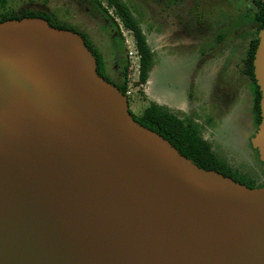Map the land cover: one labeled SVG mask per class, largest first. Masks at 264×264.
Returning a JSON list of instances; mask_svg holds the SVG:
<instances>
[{
	"label": "water",
	"instance_id": "95a60500",
	"mask_svg": "<svg viewBox=\"0 0 264 264\" xmlns=\"http://www.w3.org/2000/svg\"><path fill=\"white\" fill-rule=\"evenodd\" d=\"M252 66L264 175V24ZM128 109L79 34L0 21V264H264V184L198 166Z\"/></svg>",
	"mask_w": 264,
	"mask_h": 264
},
{
	"label": "rangeland",
	"instance_id": "374dc122",
	"mask_svg": "<svg viewBox=\"0 0 264 264\" xmlns=\"http://www.w3.org/2000/svg\"><path fill=\"white\" fill-rule=\"evenodd\" d=\"M19 5L20 3L18 5L10 4L11 7L16 8ZM109 10L112 11V8L109 7ZM136 20L143 33L145 31L147 34L145 29L146 19L139 18ZM116 21L120 27L124 46L122 58L129 62L126 90L129 110L133 114L139 115L143 107L147 105L149 98L151 101L164 106L167 104L161 103V101H171L166 107L173 112H177V109L172 108L174 106H176L175 108H181L185 103L184 107L188 108L187 103L189 100H191V104L192 102L193 104L198 102L197 108L193 109L191 114L178 113L186 115L188 118L191 117L197 124L199 123L197 120L201 119V134L211 141L212 148L216 154L223 157L239 172L247 175L250 180H244L245 183L254 186L261 185L264 181V176L259 166L257 153L251 148L247 140L245 143L246 134L249 138L254 131V125L251 123L252 112L249 109L252 98L250 85L249 89L248 87L247 90L242 89V94L240 95L247 112V118L236 116V110L229 98L226 102L221 101L220 105L222 106L220 107L216 102L209 100L213 99L214 87L219 84V82H216L220 73L218 68L225 56L233 51L236 57L245 55L248 36H242L241 33H238L236 48L234 49L235 44L232 43V48L229 46L225 51L224 46L226 43L219 42L216 36L219 31H231V28L227 27L226 24H224L222 30L217 29V27L209 31V37L205 39L203 44H192V41L196 40V38L192 39L191 35H187L183 31H178V34L174 31L175 34H171L173 32L169 31L170 27L168 26L166 33L162 37L157 36L160 39H156L153 34L148 33V38L145 37L150 49L153 51V66L148 74L146 83L140 85L135 82L138 74V55L133 36L129 30L120 24L118 18ZM182 26L183 23L180 20L177 30L182 28ZM168 37H172L170 42L169 40L167 41ZM99 40L105 43L100 36H97L95 43L97 44ZM176 42L177 44H175ZM104 43L102 45L98 44L103 46ZM100 49L106 57L107 67H112L114 60L106 55L104 48ZM209 57L214 58L208 60ZM198 64H203V66L197 71L196 65ZM192 78L194 82L191 80ZM221 79L222 83L219 84V88L223 92H225L224 89L227 86L235 83L233 71L230 69L224 71ZM200 90L202 91L200 92ZM195 100L197 102H194ZM198 108L199 111L197 110ZM204 124L210 127L206 129Z\"/></svg>",
	"mask_w": 264,
	"mask_h": 264
},
{
	"label": "flooded vegetation",
	"instance_id": "af4514ba",
	"mask_svg": "<svg viewBox=\"0 0 264 264\" xmlns=\"http://www.w3.org/2000/svg\"><path fill=\"white\" fill-rule=\"evenodd\" d=\"M121 1L127 5L135 19H146L145 29L147 34L145 31L144 33L147 38L149 33L153 34L156 39H160L157 38V36L159 35L162 37V35L166 33L168 26L170 27L169 31L171 30V32H173L171 34H175L174 31H176L177 34L178 31H183L187 35H191V37H193L192 39L196 38V40L192 41V44H203L205 43V39L209 37V31L217 27V29L222 30L224 24H226L227 27L231 28V31H219L216 36L219 42L226 43L224 46L226 51L229 46L232 48V43L235 44L234 49L236 48L238 33H241L242 36H248V39L246 40L245 55L236 57L233 54L234 51L229 52L218 68L220 73L216 82H219V84L222 83L221 78L223 77L224 71L230 69L233 71L235 83L227 86L224 89L225 92L220 91L219 84L215 85L213 99L209 100L216 102L220 107L222 106L220 105V102H226L229 98L231 104L236 110V116L247 118V112L240 95L242 94V89L247 90V87L249 89L250 85L252 98L249 109L252 112L251 123L254 125L253 135L259 122H255L252 109L254 102L252 78L244 71L245 67L243 61L245 60L249 46L254 39V33L257 32V35L259 30V28L256 29V22L248 21L249 17L254 15L258 9H261L255 0ZM109 7L107 0H22L19 5L20 9H33L45 18H49L53 24L77 32L80 36H82V34L88 35L94 43L97 36L103 38L105 43L100 40L97 41L100 45L104 43L103 46H100L97 43L99 49L104 48L105 52L108 50L111 51L113 48L115 49L114 51H111L114 64L112 65V68H107L108 74L112 77H121V71H118L116 67H118V65L120 66L122 62H125V59L122 58L123 49L117 48L119 40L122 38V34L120 32V27L117 24L118 22L116 21L117 17L113 10H109ZM180 20L182 21L183 26L177 30ZM168 40L170 42L172 37H168L167 41ZM175 44H177V42ZM212 58L214 57H209L208 60ZM202 66L203 64L196 65L197 71L202 68ZM191 80L193 81V78ZM201 91L202 90H200V92ZM197 110L199 111V108ZM197 121L201 127L202 120L199 119ZM205 123L207 124L206 121ZM206 124H204V127L208 129L210 126L208 127ZM252 135L248 138V135L246 134L245 143L247 140L251 148L257 153V150L252 147L250 143V137Z\"/></svg>",
	"mask_w": 264,
	"mask_h": 264
},
{
	"label": "trees",
	"instance_id": "16d2710c",
	"mask_svg": "<svg viewBox=\"0 0 264 264\" xmlns=\"http://www.w3.org/2000/svg\"><path fill=\"white\" fill-rule=\"evenodd\" d=\"M22 0H0V21L10 18H22V17H41L48 21V23L54 27L63 28L59 25L53 24L49 18H45L33 9H20L19 7H11L10 4L18 5ZM261 9L248 18L250 22H256L257 28L262 27L264 24V1L255 0ZM108 5L112 8L115 16L119 19L120 24L127 30H129L134 39V45L136 48V53L138 55V74L136 79V84H145L148 79V74L153 66V51L150 49L146 37L135 17L130 12L127 5L121 0H107ZM118 24V23H117ZM70 30V29H69ZM72 31V30H71ZM77 33V32H76ZM257 32L254 33V39L252 40L248 52L246 54L245 60L242 62L244 64V71L250 75L253 82V112L255 122L258 123L260 120V90L255 82L253 76V66L252 58L254 49L257 44ZM78 34V33H77ZM80 35V34H79ZM85 45L90 49L92 54L96 58V71L98 74L103 76L104 79L114 84L123 94L126 95L127 90V70L129 62L126 60L122 62L117 68L121 71V77H112L107 71V60L103 52L99 49V46L95 44L86 34H82ZM124 49L123 40L120 38L118 47ZM113 48L111 51H114ZM110 50L106 51V55L112 59V52ZM112 68V67H110ZM117 78V79H116ZM142 92V90H141ZM129 110V109H128ZM129 112L133 118L140 124L158 132L164 138L168 139L170 143L178 149V151L185 155L186 157L192 159L198 166L204 169H213L223 175L232 177L233 179L245 183L244 180L249 181L247 175L239 172L236 168L231 166L223 157L216 154L215 150L212 148L210 141L204 138L201 134V127L192 118L186 117L178 112H173L166 106L158 104L154 101H149L145 107H143L142 112L139 115L133 114L130 110ZM259 166L261 168V161L258 158ZM263 174V172H262ZM264 176V175H263ZM249 187H255L252 184H247ZM264 184V181L261 185ZM259 185V186H261Z\"/></svg>",
	"mask_w": 264,
	"mask_h": 264
},
{
	"label": "crops",
	"instance_id": "0c3cea01",
	"mask_svg": "<svg viewBox=\"0 0 264 264\" xmlns=\"http://www.w3.org/2000/svg\"><path fill=\"white\" fill-rule=\"evenodd\" d=\"M149 101H151L150 100V98H149ZM148 101V102H149ZM155 102V101H154ZM194 102H197V100H195ZM157 103V102H156ZM161 103H165V104H167V105H169L170 103H171V101H166V102H162L161 101ZM198 103V102H197ZM159 104V103H158ZM162 105V104H161ZM166 105V106H167ZM187 105H188V108L187 107H184L185 106V103H184V106H182L181 108H175L176 106H174V107H172V108H174V109H177V111H179V112H183L184 114H187V113H189V114H191V112L193 111V109H196V106H197V104L195 103V104H193V102H192V104H191V100H189V102L187 103ZM171 107V106H170ZM184 108H185V110H184ZM182 110H184V111H182ZM200 131H201V129H200ZM204 137V136H203ZM205 138V137H204ZM207 139V138H206ZM210 141V140H209ZM210 143H211V141H210ZM211 145H212V143H211Z\"/></svg>",
	"mask_w": 264,
	"mask_h": 264
}]
</instances>
